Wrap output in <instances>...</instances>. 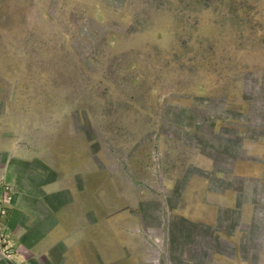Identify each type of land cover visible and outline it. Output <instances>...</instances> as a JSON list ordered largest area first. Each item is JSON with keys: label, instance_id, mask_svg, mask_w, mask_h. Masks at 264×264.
<instances>
[{"label": "rangeland", "instance_id": "1", "mask_svg": "<svg viewBox=\"0 0 264 264\" xmlns=\"http://www.w3.org/2000/svg\"><path fill=\"white\" fill-rule=\"evenodd\" d=\"M0 145L38 226L67 202L148 226L151 264H264V0H0Z\"/></svg>", "mask_w": 264, "mask_h": 264}, {"label": "crops", "instance_id": "2", "mask_svg": "<svg viewBox=\"0 0 264 264\" xmlns=\"http://www.w3.org/2000/svg\"><path fill=\"white\" fill-rule=\"evenodd\" d=\"M14 158L9 146L0 145V264H151L150 251L160 241H150L148 226L129 225L134 218L130 213L115 215L128 225L88 226L78 207L77 218L68 217L66 202L47 207L50 220L45 224H50L38 226L36 212L26 203L31 194L20 185ZM41 190L45 196L59 193L52 181Z\"/></svg>", "mask_w": 264, "mask_h": 264}]
</instances>
